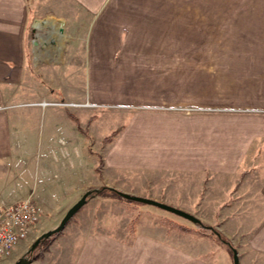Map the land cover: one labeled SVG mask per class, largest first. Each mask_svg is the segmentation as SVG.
Wrapping results in <instances>:
<instances>
[{"label": "crops", "instance_id": "obj_1", "mask_svg": "<svg viewBox=\"0 0 264 264\" xmlns=\"http://www.w3.org/2000/svg\"><path fill=\"white\" fill-rule=\"evenodd\" d=\"M213 3L0 0V205L33 195L39 226L107 185L215 224L239 264H264V118L199 111L264 107V0ZM203 73L235 96L203 102ZM74 233L51 251L59 263L233 261L216 234L151 218L133 234Z\"/></svg>", "mask_w": 264, "mask_h": 264}, {"label": "rangeland", "instance_id": "obj_2", "mask_svg": "<svg viewBox=\"0 0 264 264\" xmlns=\"http://www.w3.org/2000/svg\"><path fill=\"white\" fill-rule=\"evenodd\" d=\"M202 1H216V3H213V4L216 6H220L221 3L227 0H202ZM228 1H232V0H228ZM195 9L196 11L203 10L202 12H204L205 10H209V8L207 9L205 7L195 8ZM213 9L216 10L215 8H212L211 10ZM187 10L192 11L191 9H188V8ZM217 10H219V8ZM224 41L226 43V39ZM204 74L205 73L202 74L203 84L204 85L206 84V85H205V88H202L203 89L202 91L203 92L202 93L203 102L209 101V100H206L204 97L207 98V96H211V98H213L216 94L219 99H223V100L226 97V95L230 97L235 96L232 92L227 93L225 90L223 92L219 90L218 88H216V90H213V91L210 90L209 86L211 82L209 81V75L208 74L204 75ZM220 78L219 80L215 78L214 83L220 84L221 81H224V79H226V74H224ZM222 83L224 84L226 82H222ZM234 92L236 94L237 99L244 98L242 90L235 89ZM42 103H44V101ZM257 106L258 105L250 106V105L244 104V107L241 106L244 108L243 109L241 107H234V105L209 106L207 104H203L201 109H199V111L201 113H217V114L223 115V114H229L232 112H239V111L245 110V111H248L251 115L259 114L260 116L264 118V107H260V106L257 107ZM189 108L187 107L186 110L187 111L194 110V109H189ZM79 117L82 118L81 115H79ZM101 154L99 155V157L102 156ZM73 156H75L74 151H73ZM15 163L18 164L19 161L16 160ZM102 186H107V185H102ZM99 187H91L88 190L93 189V188H99ZM69 209H70V206L68 205V206H65L64 209H57L53 211L52 212L53 216L48 222L40 223L39 226L37 224L36 227L33 229L32 233L30 234L29 238L20 242L17 249L24 248L23 254L18 257H15L17 255H15L13 252L12 256L10 255L8 257L0 259V264H13L20 257L26 255L27 252L31 249L33 243L43 232H46L51 229H55L61 223L63 217L65 216V214L67 213ZM149 209L151 210V212H148V214L152 216H145V214L141 213V211L143 210L147 211ZM141 217H145L147 219L151 218V220H155L156 222L160 224H163L167 227H171V228L178 229L181 231L196 232V230L198 229V226L194 222L182 216H179L175 213H172L170 211H167L165 209L159 208L154 205L130 201L126 198L119 197L113 192H108L105 190L104 193L89 196L85 204L80 207L77 213L68 222L66 227L56 236L42 240L43 242L39 245V247L36 248L31 254H29L28 257L33 259L31 264H66L64 262V259H60L61 263H59V261H57L58 256L51 253V251L53 250L54 245H56V242H59L60 240H65L66 239L65 237L67 235L73 234L74 232H75L74 234H76L77 232L82 231V229L84 228L88 229L91 227L92 228L93 227H96V228L105 227L106 230H108L109 232L115 231L120 235H123L127 231L129 232V234H133L135 233L137 221ZM207 224L219 230V228L216 227L215 224H211V223H207ZM188 225L189 226L192 225L194 228L188 227ZM186 228H188L189 230H186ZM208 231H209L208 233L215 235V233L212 230H208ZM24 242H25V245H24ZM222 245L224 246L223 241H222ZM229 250L232 253V250L231 249ZM218 254H219V264H235L234 258H233V261L231 260L228 261L222 254V251L219 250ZM64 256L66 257L65 254Z\"/></svg>", "mask_w": 264, "mask_h": 264}, {"label": "built area", "instance_id": "obj_3", "mask_svg": "<svg viewBox=\"0 0 264 264\" xmlns=\"http://www.w3.org/2000/svg\"><path fill=\"white\" fill-rule=\"evenodd\" d=\"M41 216L33 195L0 205V259L10 256L18 243L29 238Z\"/></svg>", "mask_w": 264, "mask_h": 264}, {"label": "water", "instance_id": "obj_4", "mask_svg": "<svg viewBox=\"0 0 264 264\" xmlns=\"http://www.w3.org/2000/svg\"><path fill=\"white\" fill-rule=\"evenodd\" d=\"M118 193L123 198H126V199H128L130 201L141 202V203L157 206L159 208L165 209V210L170 211L172 213H175V214H177L179 216H182V217H184V218H186V219H188V220H190V221H192L194 223H198V221H199V218L197 216H195L194 214H192V213H190L188 211H185L183 209H180L178 207H175L173 205H170L168 203H165V202H162V201H157L155 199L144 197V196H140V195L126 193V192H123L121 190H118ZM90 194H91V190L86 191L82 195V197L74 205H72V207H70V209L67 211V213L63 217L61 223L55 229H51V230H48L46 232H43L36 239V241L33 243V245H32V247H31L29 252L32 253L42 240L50 237L52 234H54L56 232L62 231L65 228V226L68 224V222L71 220V218L80 209V207L85 204V202L87 201V197ZM233 258H234V263L235 264H239V257H238L236 249L233 250ZM32 260H33L32 258H28L27 255H24V256L20 257L17 261H15L13 264H30L32 262Z\"/></svg>", "mask_w": 264, "mask_h": 264}, {"label": "trees", "instance_id": "obj_5", "mask_svg": "<svg viewBox=\"0 0 264 264\" xmlns=\"http://www.w3.org/2000/svg\"><path fill=\"white\" fill-rule=\"evenodd\" d=\"M75 119L77 120V118L75 117ZM84 131V130H83ZM118 130H115L113 131L110 135L106 136L104 138V143L106 142H109L113 136L117 133ZM86 133V131H84ZM103 166V159L102 157H99V163H98V166H97V171H100L101 168ZM91 190V195H95V194H101V193H104V191H108V192H113L114 194L118 195L119 197H122L121 195H119L118 193V189L116 188H113V187H110V186H101L99 188H93V189H90ZM88 196V197H89ZM196 225L198 226V229L196 230L197 233H200V234H205V233H208L209 231L208 230H212L226 245L229 246V248L232 250L235 249V246L232 244V242L221 232L219 231L218 229H216L215 227L203 222L200 218H199V221L198 223H196ZM186 230H189L188 228H186ZM61 232V231H60ZM60 232H56L54 234H52L50 237L48 238H51V237H54L56 236L57 234H59ZM47 238V239H48ZM43 241H41L38 246L36 248L39 247V245L42 243Z\"/></svg>", "mask_w": 264, "mask_h": 264}, {"label": "flooded vegetation", "instance_id": "obj_6", "mask_svg": "<svg viewBox=\"0 0 264 264\" xmlns=\"http://www.w3.org/2000/svg\"><path fill=\"white\" fill-rule=\"evenodd\" d=\"M29 255V253H27V256ZM28 258H30V257H28Z\"/></svg>", "mask_w": 264, "mask_h": 264}]
</instances>
